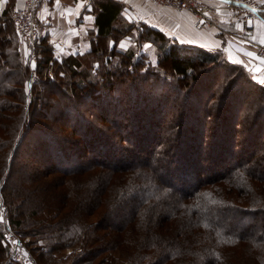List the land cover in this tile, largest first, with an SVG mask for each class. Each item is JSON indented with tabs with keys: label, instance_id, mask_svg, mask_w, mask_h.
Returning a JSON list of instances; mask_svg holds the SVG:
<instances>
[{
	"label": "trees",
	"instance_id": "1",
	"mask_svg": "<svg viewBox=\"0 0 264 264\" xmlns=\"http://www.w3.org/2000/svg\"><path fill=\"white\" fill-rule=\"evenodd\" d=\"M88 1L90 49L64 56L31 92L30 72L0 81L5 94L19 83L26 130L47 138L61 176L43 182L42 171L22 169L24 137L0 127L4 173L25 171L21 202L8 180L0 190V264H30L7 232L35 264H264V84L223 51L127 22L123 1ZM7 3L0 64L25 73ZM125 40L138 43L124 50ZM149 40L156 69L138 57ZM41 41L46 67L53 47Z\"/></svg>",
	"mask_w": 264,
	"mask_h": 264
},
{
	"label": "rangeland",
	"instance_id": "2",
	"mask_svg": "<svg viewBox=\"0 0 264 264\" xmlns=\"http://www.w3.org/2000/svg\"><path fill=\"white\" fill-rule=\"evenodd\" d=\"M148 2H153L155 4V6L157 8H163V10H165L164 8H168V7H164V6H159L154 0H146ZM204 2L207 1L211 4H215V5H219V8L217 9L216 13H215V19H216V15L220 12H224V13H228V15L233 18L234 23L240 25L241 28H243L245 26V24H243L241 21L238 20L237 17V12L236 10L228 7L226 4L224 3H219L218 1L215 0H203ZM257 1V0H256ZM261 3L264 2V0H260ZM258 2V1H257ZM92 6V4H91ZM133 5H126L125 6V11H128L129 13H123L124 17L126 18V21L129 23H136L139 26H146L147 24H149L150 26L156 27L151 21V17L150 19L145 20V16L142 17V15H144L143 13L141 14H135L134 13V9L132 7ZM93 7V6H92ZM90 8L89 10H91L93 8ZM135 8V6H134ZM141 11H143L144 9L140 8ZM88 9L84 10L85 12ZM178 10V9H177ZM176 10V11H177ZM124 11V12H125ZM183 11H187V10H183ZM187 13L190 15V17H192V12L187 11ZM180 14L183 15H188V14H184L182 12H180ZM38 15V13H37ZM194 16V15H193ZM149 18V16H148ZM195 18V17H194ZM145 22H144V21ZM39 21H40V17H39ZM258 20L256 21V25ZM40 23V22H39ZM146 23V24H145ZM216 26L214 27H209V28H215L218 26V21L216 19ZM40 26V25H39ZM161 28L156 27L158 29H160L161 31H164L165 34L169 37V38H173L170 33H175L177 32V29L179 31H186L187 34H190V32L187 29H182L180 27H175L174 25L169 24L168 21L166 20L165 23H163V25H160ZM165 27V28H163ZM207 28V27H206ZM205 28V29H206ZM92 29V28H91ZM90 29V30H91ZM202 29V30H205ZM245 29V28H244ZM39 30V28H38ZM89 30V31H90ZM89 31L87 33V41H88V49L91 48V44H90V35H89ZM15 34L16 37L14 39V43L13 45V56L14 58H16L18 61H21L23 66L27 68V71L25 73H23L22 71H20L19 69H14L15 67L12 64V61H9V59L7 60L8 62H6L5 65H1L0 64V81L2 80H11V79H17L19 77V80H23L26 77V74L28 72L32 73V77L31 80L28 82L24 83V89L23 91H28L31 92V87L35 84V82L38 80H46L49 79V76H54L55 75V64L58 61L63 60L64 56H67L71 53H77L79 51H85V50H77V52H72L69 51L67 52L65 50L64 45L61 44H54L53 42H51L48 38V41L50 42L49 45H52L53 50L51 52V56L49 58L48 64L45 67L44 64L41 63V60H43L42 54L40 52V47H39V41H41V39L45 36H40V33L37 34L34 42L32 45H27V43H25L24 39L20 36V34H18V32H16L15 29ZM40 32V31H39ZM138 41V38H137ZM137 41L135 40H125L122 41V45H124V50H128L129 48H133L136 47L137 45ZM180 41V40H177ZM42 42V41H41ZM183 42V41H180ZM237 43H240L238 40L236 41ZM186 44H190V45H194L195 43H189V42H183ZM199 45V44H197ZM69 46H74V45H69ZM69 46H67L69 48ZM201 46V45H200ZM38 48V50H37ZM131 50V49H130ZM213 51H223L224 54L227 55V57H229L231 60H233L234 62H239L241 64H243L244 66H246L249 70H251L252 73V77L255 80H261V78H257L255 76V74L252 72V67L248 65V62H246V59H242L240 57H237L238 51L234 49V47H232L231 45H226L225 49L224 48H218V49H212ZM139 53H144L143 55H145V57H142V55H138V57H140L141 59H143L145 62H147L149 65H151L153 68L156 69L157 67V63H158V52H157V43L153 42V41H146V43L143 44V46H141ZM10 54V53H9ZM148 55V56H146ZM6 58V57H5ZM7 59V58H6ZM33 62H35V67H32ZM25 76V77H24ZM11 88L10 90H12V94H5L3 90H6V85H3L0 88V127L1 128H5L6 127H11L14 126L15 131H18L17 134L21 135V137H24V141L22 143V146H20V150L22 152H20V154L18 153L16 160L17 162H22L23 164V168H25L29 173H32L34 171H42V175L41 176V181H49V180H53V178H57V177H61L59 174H55V172H52V167H53V162L50 161V154H48V150H47V138H45L42 134V132H29L28 129L26 130V125L25 123H23L25 120V118H21V112H22V108L24 106V104H22L21 98H20V85L19 83H12L9 85ZM70 89V88H68ZM29 94V93H28ZM31 94H29L30 96ZM66 95H68V97H66ZM72 94H65L62 97V102H64L65 100L67 101V99L69 100V98H72ZM204 95L202 96V98L204 99ZM29 100V99H28ZM28 100L26 101V104L28 103ZM54 104H61V102H59L58 100L53 102ZM52 104V103H50ZM28 105V104H27ZM48 110H50V107L48 108ZM129 110V109H128ZM126 110V111H128ZM130 111V110H129ZM111 112V111H110ZM53 114V113H52ZM111 114L113 115V112H111ZM20 125V126H19ZM0 128V132L2 133L1 135H3V130ZM27 131V132H26ZM64 131V130H63ZM15 133V132H14ZM66 131L63 132V135H65ZM246 132L243 131V129H241L239 136H241V134H245ZM18 135V136H19ZM10 136V135H9ZM13 136V135H12ZM116 136V135H115ZM1 141V140H0ZM114 141L116 144H119V136L117 135V137H114ZM206 148H208V146H205ZM9 150H10V145L8 146ZM205 148V150H206ZM26 150L28 151V155H25ZM50 151V149H49ZM51 153V152H50ZM202 156V155H201ZM84 159V158H83ZM4 157L2 156V158L0 157V163H2V167H0V190L1 187H3L4 183L7 181V184L10 185V183L12 184V188L14 187V194H15V202H21V196L19 195L20 193H23V191L21 190V185H22V177L25 176V171H21V168L19 170H17V172H13V178H11V174L10 172H5L4 173ZM85 160H87L85 158ZM32 161V163H30ZM25 165V166H24ZM21 167V166H20ZM3 168V169H2ZM49 172L50 175H47ZM52 174V175H51ZM40 177V176H39ZM11 178V179H10ZM10 179V180H9ZM51 182V181H49ZM2 197H1V191H0V222H3L4 224L6 223V210L5 207L2 206ZM93 218V217H92ZM14 235L13 238H11L10 236ZM7 237H8V241L10 243L16 241V245L20 248L21 250V258L22 260L18 257L17 259H20V261L25 262V258H26V262L27 263H32L35 264L32 260L31 257L28 255V251L26 247L24 246H20L18 245L17 242V238L18 236L15 233L12 232H7ZM30 236H28L29 238ZM10 240H14V241H10Z\"/></svg>",
	"mask_w": 264,
	"mask_h": 264
},
{
	"label": "crops",
	"instance_id": "3",
	"mask_svg": "<svg viewBox=\"0 0 264 264\" xmlns=\"http://www.w3.org/2000/svg\"><path fill=\"white\" fill-rule=\"evenodd\" d=\"M9 0H0V14L7 6ZM119 1V0H118ZM125 4L133 5L134 13L145 16V20L150 19L156 27H160L163 23L168 21L175 27L187 29L186 31H179L170 33L173 38L189 43L199 44L203 47L210 49L224 48L226 45L234 47L235 51H238V56L248 62V65L252 67V72L257 78L264 80V61L261 60L256 53V47L258 43L264 40V2L261 3L257 0L261 6L262 19H258V22L250 34L246 33V30L240 27V25L234 23L228 13L220 12L216 15L218 26L215 28H206L205 30L198 29L194 26V16L192 17L187 11L175 10L172 8H157L151 1L146 0H120ZM24 0H14V8L17 9L22 6ZM135 6V8H134ZM91 3L88 0H46L43 1L38 9V17H40V36L49 38L54 44L64 45L67 52H77V50H88L87 33L94 27L95 15L89 10ZM144 9L141 11V9ZM88 9L86 12L84 10ZM180 12L184 14H180ZM124 13H129L125 11ZM149 16V18H148ZM144 21V20H143ZM145 22V21H144ZM256 24V23H255ZM165 28V27H163ZM44 38V37H43ZM240 43H237L236 41ZM74 45V46H69ZM69 46V48L67 47ZM251 53V55H249Z\"/></svg>",
	"mask_w": 264,
	"mask_h": 264
},
{
	"label": "built area",
	"instance_id": "4",
	"mask_svg": "<svg viewBox=\"0 0 264 264\" xmlns=\"http://www.w3.org/2000/svg\"><path fill=\"white\" fill-rule=\"evenodd\" d=\"M46 0H24V4L13 11L12 17L16 32L24 39L27 45H32L39 33V17L37 15L40 4ZM159 6L169 7L175 10H187L194 15V26L198 29L216 26L215 13L219 5L211 4L203 0H154ZM224 3L236 10L238 20L245 24L244 28L248 36L256 27V21L261 16V6L256 0H215ZM257 56L264 61V40L256 47ZM14 235L10 237L13 238ZM14 241V240H10ZM16 244V241H14ZM18 258L21 252L15 253ZM26 262V258H25ZM30 264H32L30 262Z\"/></svg>",
	"mask_w": 264,
	"mask_h": 264
},
{
	"label": "snow or ice",
	"instance_id": "5",
	"mask_svg": "<svg viewBox=\"0 0 264 264\" xmlns=\"http://www.w3.org/2000/svg\"><path fill=\"white\" fill-rule=\"evenodd\" d=\"M249 55H251V53ZM35 66H36L35 62H33L32 67H35ZM260 83L264 84V80H261Z\"/></svg>",
	"mask_w": 264,
	"mask_h": 264
}]
</instances>
